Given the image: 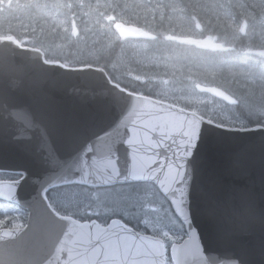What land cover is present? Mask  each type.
<instances>
[{"label": "snow or ice", "instance_id": "obj_1", "mask_svg": "<svg viewBox=\"0 0 264 264\" xmlns=\"http://www.w3.org/2000/svg\"><path fill=\"white\" fill-rule=\"evenodd\" d=\"M56 7L67 9L65 18L50 26L51 31L69 46L65 63H60L56 58L62 53L48 55L51 48L46 46L45 37L36 35L35 27H22L25 33L31 32L32 50L44 57L45 64L59 63L60 67H67L71 47H86L89 33L94 29L81 19L77 5L71 0ZM78 7L82 11L85 5L81 2ZM129 7H144L151 12V22L145 17L147 27H129L125 26L126 22H116L123 20L122 16L117 15L118 10ZM88 8L92 9V5L89 4ZM204 9L214 12L215 20L207 14L202 18L198 10ZM96 11L95 25L101 30L111 27V24H102L101 18L114 24L121 45L132 43L129 37H143L158 48L172 50L180 46H195L205 53L222 54L220 66L239 67L248 82V91L237 94L215 81H198L189 77L191 84L186 86L189 89L187 94L183 89L170 85L168 80H163L162 87L152 85L159 87L157 99L128 92V97L132 99L125 100L119 93L126 89L112 80L110 82L119 89V93L105 88L102 94H111L118 104L123 102L125 105L117 125L120 134L112 143L100 147L104 141L98 138L96 143L85 147L71 163L66 164L58 159L45 134L39 133L44 159L54 170V174L42 182L41 199L59 222L60 228L57 233L48 230L40 232L39 240H51V247L47 256L42 261H36V264H193L194 257L200 264H218L215 259L206 260L200 254L196 234L191 230L186 162L203 124L230 130H245L248 124L264 128V0H214L212 3L200 0H188L187 3L184 0L175 3L170 0H148L147 3L133 5L109 0L103 5L97 3ZM170 11H179L184 16V28L179 34L171 24L165 26V21L172 18ZM157 14L159 23H156ZM69 18L70 28L67 26ZM78 21L84 24L83 30ZM59 28H63V33L57 31ZM210 29L213 32L221 29L223 34L216 32L206 39L197 38V34L203 37ZM103 35L107 37L108 33ZM9 44L23 47L24 38L17 36L13 39L8 34L6 39L0 40V45L5 48ZM204 59L208 62L212 58L205 56ZM79 62L85 63L83 60ZM215 69L216 65L210 62L209 71L213 76ZM97 71L105 70L98 67ZM136 79L141 77L137 76ZM208 93L211 96L206 95ZM181 101H187L190 106L181 104ZM129 104L130 110L127 109ZM126 110L127 115L124 114ZM12 116L25 129L32 127L31 117L25 112L16 111ZM118 142L128 149L124 161H118L113 151ZM131 181H142L144 184L133 192H108L99 187ZM18 183L17 179L8 184L9 195L6 197L12 196L13 188ZM71 184L91 187L84 195L60 188ZM52 191H56L57 196L49 202L50 197L45 193ZM57 201L62 203V207ZM250 206L248 201H243L237 210L242 211ZM101 209L127 216L137 224L151 225L153 235L146 237L139 231L134 232L132 227H122L119 220H113L114 223L107 226L73 227V235L65 239L69 225H75L78 221L75 217L85 211ZM15 227L19 229L20 225ZM169 249L170 255L166 257ZM61 254H66L67 259H62Z\"/></svg>", "mask_w": 264, "mask_h": 264}, {"label": "water", "instance_id": "obj_2", "mask_svg": "<svg viewBox=\"0 0 264 264\" xmlns=\"http://www.w3.org/2000/svg\"><path fill=\"white\" fill-rule=\"evenodd\" d=\"M3 72L21 81L34 82H26L23 90L15 92L5 88V102L10 112L23 111L31 118L37 112L42 115L44 134L60 161L71 163L98 138L104 141L100 145L104 147L120 134L117 125L125 105L118 104L111 94H102L105 88L119 93L104 71L45 64L38 51L9 44L7 48L0 45V76ZM127 94V91L119 93L125 100H131ZM130 107L127 105L128 110ZM124 114L127 115V110ZM22 127L12 116L0 115V172L21 175L11 197L6 196L12 181L0 183V199L27 212V227L0 230V264L42 261L50 250L51 240L41 242L40 232L57 233L60 228L41 199L42 182L54 170L40 149L39 132L24 138L18 131ZM113 151L118 161L126 159L128 149L123 143H116ZM186 168L190 222L198 234L204 258L215 259L218 264H231L232 260L240 264H264V128L230 130L203 124ZM121 184L125 183L99 187ZM243 201H248L253 211L241 219L236 210ZM61 258L66 260L67 255L61 254Z\"/></svg>", "mask_w": 264, "mask_h": 264}, {"label": "trees", "instance_id": "obj_3", "mask_svg": "<svg viewBox=\"0 0 264 264\" xmlns=\"http://www.w3.org/2000/svg\"><path fill=\"white\" fill-rule=\"evenodd\" d=\"M6 1L11 2V3L9 4ZM107 2H109V0H101V5ZM115 2H119L122 5L124 3H127L129 5L134 4L132 0H115ZM170 2L175 3V2H179V0H170ZM184 2L187 3L188 0H184ZM200 2L212 3L214 2V0H200ZM9 5L11 6V15L12 17H14V20H15V21L11 20V22L17 23L18 21L20 23L22 22L25 25H31L32 27H35L36 35L38 37H41V36L45 37L46 46H49L51 48V52H49L48 55L53 56V55L62 53V55H56V58L59 60L60 63H65L66 61L64 57L68 56L69 54V46L65 44V42L61 39L60 36H56L51 31L50 26H53L52 23L47 25L46 21L43 18L38 16L37 8H43V7H30L29 8L28 5L27 7H24L22 5L21 0H0V16H3L4 14H9V10L7 9V6ZM29 5H31V3ZM52 5L54 4L52 3ZM44 7H47V6H44ZM62 10L67 11L66 9H62ZM100 10L102 11L104 9H100ZM176 12L178 16L172 17L171 20L165 21V26H167L168 24H171L172 28L176 31L177 34H179L182 29L181 25H179L180 24L179 22H185V20H184V16L182 13H180L179 11H176ZM198 12L202 18L205 16V14H207L213 20H215L214 12H211L207 9L198 10ZM169 14L172 16L171 13ZM96 15H98V13H96ZM117 15L122 16L123 17L122 21L126 22V24L138 26L141 28H145L148 26L145 23V17L146 16L148 17L149 22H151V17H152L151 12L143 7H129L128 9L122 8L121 10H118ZM56 17L61 18L62 13L60 12L56 13L55 18ZM81 18L82 19L84 18L83 20L88 22V27L93 28L94 31L89 33V41L86 47L84 45L71 47V57L69 61L67 62L68 63L67 68L102 67L104 68L105 73L110 79V81L115 80L116 82L120 83V85L124 87L127 91L138 93L139 95H143V96L150 97L153 99H157L156 88L149 86L146 83H141L139 81H136L130 76H128V74L126 75L123 74V70H129L131 67H134V66L132 64V61H130L127 57L122 58V60L120 59V50H121L120 43L121 42L118 39V36H116V30L115 29L112 30V28L110 29V31H103L99 29L98 26H96L92 22L93 18L91 17L89 13L88 15H85L84 13V15ZM156 23H159L158 14H157ZM205 23H207V20L205 21ZM78 24L84 27V24L80 23V21H78ZM214 26L215 25H213V27ZM217 30L218 32L223 34L221 29H217ZM57 31H59L60 33H63V31H61L60 29H57ZM114 31H115V34H114ZM216 32H213L210 29L209 31L204 33L203 37L206 34L215 35ZM103 33H108V36L107 37L104 36ZM8 34H11L14 39L17 36H19L15 34V32L13 31H7L5 33L0 29V38H7ZM31 35L32 34L30 31L25 33V36H26V38L24 39L25 47H32V45L30 44ZM164 51H167V50L165 49ZM193 51L194 50L190 46H184L182 48L179 47L177 49L171 50L172 53L178 56H187V55H190ZM221 55L222 54L208 53L207 56L212 58L209 62L214 61V64H217L219 63V58ZM81 60L85 61V63H80L79 61ZM118 62H120V66H117ZM89 64L91 66H89ZM129 72L131 73L134 71H129ZM227 78L228 77L226 74L225 75L220 74V79L218 78V80L216 81V84H220L224 87H229L233 91L237 92V94H239L240 92L248 91V87H247L248 82L247 80L242 78L240 73L232 74L230 78L231 81H227L228 80ZM254 126L256 125L248 124L247 128L254 127ZM2 176L3 177H1L0 179L14 180L16 178H19V176H16L13 174H4ZM143 184L144 183H131V184H124V185H116V186H111V187H104L102 189L108 192H133V191L138 190ZM60 188L64 190L77 191V192H80L82 195L86 194L89 190L88 186L78 185V184L60 186ZM45 194L50 197L49 202H52V198H55L57 196L56 191L46 192ZM57 204L62 207V203L60 201H57ZM7 205H9L7 202L0 201V212L6 211ZM75 218L82 222H89L92 220H96L99 223H103V222L107 223L108 221L112 219H118L123 224H126V226L136 229L134 227V224L132 223L133 221H131L129 217L119 215V214H113L103 209L96 211V212H92L91 210L85 211Z\"/></svg>", "mask_w": 264, "mask_h": 264}, {"label": "rangeland", "instance_id": "obj_4", "mask_svg": "<svg viewBox=\"0 0 264 264\" xmlns=\"http://www.w3.org/2000/svg\"><path fill=\"white\" fill-rule=\"evenodd\" d=\"M83 1L84 0H71L72 3L77 5V10L80 13V17H82L84 13H89L93 18L92 22L95 24V20L97 18L96 5L97 3L101 4V0H90V1L85 0L87 2L85 1L83 2ZM21 2L24 7H27V5L29 6V8L31 7V5L32 7H43V8H37L38 16L43 18L46 21L47 25L52 23L53 26H55V24L58 23L59 20L65 18L64 13L67 12L62 10L65 8H58L56 7V5L68 3L69 0H21ZM81 2L86 7L83 8L82 11L78 7ZM132 2L134 4H143V3H147L148 0H132ZM8 3L10 4L11 2ZM30 3L31 5H29ZM52 3L54 5H52ZM89 4L92 5V9L88 8ZM7 9L9 10V14H4L3 16H0V29L5 33L7 31H13L15 32V34L19 35V37L25 39L26 38L25 31L24 28L22 27L25 24H23L22 22L20 23L18 21L17 23H12L11 20H14V17H12L11 15V6L10 5L7 6ZM58 12L62 13L61 18L59 17L55 18L56 13ZM170 13L172 14L171 17L178 16L176 11ZM116 22H123V21L117 20ZM101 23L104 25L111 24L110 28L106 27L103 29V31H110L111 28L112 30L115 29V25L107 21L106 19L102 18ZM179 23H180L179 25H181L182 27L181 29L182 32L185 22H179ZM67 26L69 28L71 27L70 18ZM59 29L63 31V28H59ZM80 29L83 30L84 27L80 25ZM216 31L218 32V30ZM208 35L209 34H206L204 37H200L199 34H197V38L206 39ZM116 36L119 37L117 33ZM128 40L132 41V43H124L121 45L120 59L122 60V58L127 57L130 61H132L134 67H131L129 70H123V74L124 75L128 74V76H130L134 80L139 81L141 83H146L149 86L157 85L162 87L163 86L162 81L168 80L170 82V85H173L176 89H183L184 92L187 94L189 89L186 86L191 84V80L189 79V77L198 81H215L216 83L218 78L220 79V74H224V75L226 74L228 77L227 78L228 80L227 79L226 80L231 81L230 78L232 74L240 73L242 78L245 79L239 67L237 68H231L229 66L221 67L220 63L215 64L216 65L215 76H213L209 71L210 62L209 61L206 62L204 59V57L207 56L208 53H205L202 50L197 49L195 46H190L194 50L190 55L178 56L172 53L171 50L169 49H166L167 51H164L165 49L158 48L156 45L153 44L152 41H148L144 39L143 40L128 39ZM182 47L184 46H180V48ZM211 63H214V61H211ZM117 66H120V62H118ZM129 71H134V72L130 73ZM137 76H140L141 79H136ZM158 91H159V87H156V92ZM206 95L211 96L209 93ZM212 99L218 100L215 99L214 97H212ZM181 104L188 105V102L181 101ZM0 218H2L0 219V222L8 221L10 222V224L12 223L14 225H17L20 222V218L18 216L15 217L1 216ZM132 223L139 232L149 233L153 235L151 225H145L143 223L137 224L135 221H133Z\"/></svg>", "mask_w": 264, "mask_h": 264}, {"label": "clouds", "instance_id": "obj_5", "mask_svg": "<svg viewBox=\"0 0 264 264\" xmlns=\"http://www.w3.org/2000/svg\"><path fill=\"white\" fill-rule=\"evenodd\" d=\"M33 67H35V65H33ZM26 82L28 84L34 83V82H30V81L18 80L15 77L11 76L9 73L3 72L2 76H0V115L12 116V114L14 113V112H10L8 110V107H7L6 102H5V91H4V89L7 88L9 91H12V92H15L17 90H23ZM31 120H32V127L31 128L25 129L23 126L22 128L18 129L21 137L28 138L30 133L37 132V131L39 133L44 134L45 129L42 125V120H43L42 115L39 112H37L35 114L34 118H31ZM187 208H188V205H187ZM252 211H253V209L250 206V207H248L242 211L236 210V215H237V217L243 219L245 215L251 214ZM189 217H190V213H189ZM69 219H70V217H69ZM111 223H114V221H112ZM82 226H89V227L101 226V224L97 223L96 220H92L91 223H87V222L80 223L79 221H77L75 223V225H73V224L69 225V228L65 232V239L68 237H71L73 235V232H72L73 227H82ZM25 227H27V224L25 225ZM122 227L127 228L128 226L122 224ZM128 230L131 231L130 228H128ZM191 230H192V232H194L196 234V238H197V241L199 244V251H200V254L203 255L202 247L199 243L198 234H197L195 228H193L192 226H191ZM203 257H204V255H203ZM12 264H28V262L22 261V260H16V261H13ZM193 264H200V261L194 257ZM232 264H240V261L232 260Z\"/></svg>", "mask_w": 264, "mask_h": 264}, {"label": "flooded vegetation", "instance_id": "obj_6", "mask_svg": "<svg viewBox=\"0 0 264 264\" xmlns=\"http://www.w3.org/2000/svg\"><path fill=\"white\" fill-rule=\"evenodd\" d=\"M0 181H2V179H0ZM1 216H18L20 218V222L18 225H20V227H23L25 222H26V217H27V214L21 210V209H18L16 208L15 206H9L8 205V210L4 213H0V217ZM2 219V218H0ZM19 227V228H20ZM3 228H16L14 224H10V222L6 221V222H3V223H0V229H3Z\"/></svg>", "mask_w": 264, "mask_h": 264}]
</instances>
